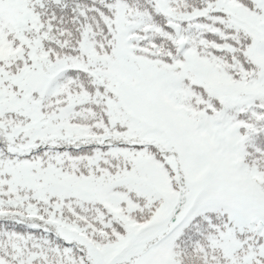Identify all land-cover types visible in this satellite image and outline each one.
Wrapping results in <instances>:
<instances>
[{
  "label": "snow or ice",
  "instance_id": "obj_1",
  "mask_svg": "<svg viewBox=\"0 0 264 264\" xmlns=\"http://www.w3.org/2000/svg\"><path fill=\"white\" fill-rule=\"evenodd\" d=\"M0 264H264V0H0Z\"/></svg>",
  "mask_w": 264,
  "mask_h": 264
}]
</instances>
